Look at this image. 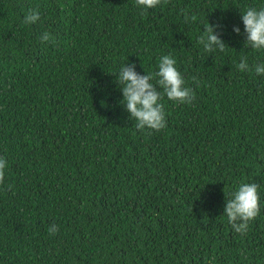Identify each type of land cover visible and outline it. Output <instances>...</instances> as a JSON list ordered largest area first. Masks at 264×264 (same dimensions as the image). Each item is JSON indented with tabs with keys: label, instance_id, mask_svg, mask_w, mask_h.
<instances>
[{
	"label": "trees",
	"instance_id": "16d2710c",
	"mask_svg": "<svg viewBox=\"0 0 264 264\" xmlns=\"http://www.w3.org/2000/svg\"><path fill=\"white\" fill-rule=\"evenodd\" d=\"M249 6L264 0H0V264H264V75L237 68L264 63ZM207 20L223 51L198 43ZM166 54L195 99L163 96L166 127L141 132L116 75ZM240 182L261 207L243 236L223 213Z\"/></svg>",
	"mask_w": 264,
	"mask_h": 264
},
{
	"label": "clouds",
	"instance_id": "9594fccd",
	"mask_svg": "<svg viewBox=\"0 0 264 264\" xmlns=\"http://www.w3.org/2000/svg\"><path fill=\"white\" fill-rule=\"evenodd\" d=\"M135 3L146 10L157 7L161 4V0H135ZM164 3H167V0H164ZM180 13L184 16L186 23L189 20L192 22L197 20L195 15H190L185 9H180ZM39 19V11L30 9L25 14L23 23L34 24ZM241 19L246 33L245 46L254 50H264V7H247L241 12ZM218 27H220L219 24H210L208 20L206 24H203L198 43L203 46L205 52L223 51L227 46L215 31ZM233 31L239 34L240 28L234 25ZM40 41L52 42L54 38L45 31L40 35ZM176 63L174 57L166 54L159 57L156 71L147 72L144 75L134 70V63H124L120 67L116 80L122 91L121 103L135 121L136 129L141 132L160 131L166 127V113L164 105L160 102L163 96L183 104H191L194 101L195 93L191 87L186 86L185 79ZM237 68L240 71L248 70L254 71L256 75H264V63H255L250 67L246 57H241ZM192 81L199 87L197 77L193 76ZM6 166V159L0 157V184L3 183ZM258 188L259 184L255 182H240L225 200L223 213L227 217V222L235 233L242 236L247 234L250 222L254 221L261 212ZM48 231L49 234L54 235L59 228L51 225Z\"/></svg>",
	"mask_w": 264,
	"mask_h": 264
}]
</instances>
